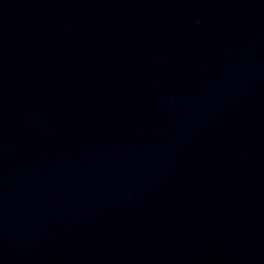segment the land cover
I'll return each mask as SVG.
<instances>
[{"label":"water","instance_id":"obj_1","mask_svg":"<svg viewBox=\"0 0 264 264\" xmlns=\"http://www.w3.org/2000/svg\"><path fill=\"white\" fill-rule=\"evenodd\" d=\"M0 264H264V0H0Z\"/></svg>","mask_w":264,"mask_h":264}]
</instances>
